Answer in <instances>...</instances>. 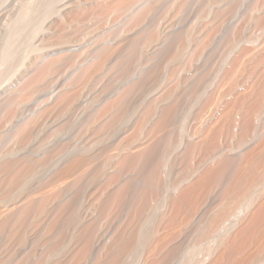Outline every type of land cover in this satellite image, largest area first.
I'll list each match as a JSON object with an SVG mask.
<instances>
[{
    "label": "rangeland",
    "instance_id": "obj_1",
    "mask_svg": "<svg viewBox=\"0 0 264 264\" xmlns=\"http://www.w3.org/2000/svg\"><path fill=\"white\" fill-rule=\"evenodd\" d=\"M109 1L110 0H54V3H51L50 9L48 11L50 12L48 14L50 16L48 17V15L45 14L46 12H43L45 4H47L46 0L42 1L45 3L44 6H42L43 3L38 4L39 2H41V0H0V104L4 103V101H1L5 99L6 101H10V97L13 98V96L16 95L17 91H19V89L24 85V83L34 77L36 73L41 69L40 67L47 63V61H50L57 57H62L64 60V63L55 70V73L53 72L52 74H50L51 76L48 75V78L46 77L47 79H45V82L43 81V84H41L42 86L40 85L41 87L39 88L40 90L38 89V93L36 92L33 95L34 98L31 97L32 100L30 98L28 99L30 101L27 100V103L24 102L26 104L22 103L20 105V108L22 109H18L20 110V112L17 111L14 119L12 118L13 122L8 120L10 111H7V107L6 112L5 110H2L3 112H0L3 114H0V118L1 116L4 117L0 120V129H5H3L4 131L1 130L0 132V154L9 149L10 144L15 149L20 148L16 146L18 142L15 141V139H17L15 133L25 123V121L31 122V120H36V116L38 117L40 116V114L42 115L40 117H45L44 115L47 114L49 107H53L52 103L55 104L64 93L71 90V86H73L77 82V77L83 72V70H85L89 65L96 61L99 54L104 49L117 48V53L107 62L104 70H102L97 76H95L97 78L94 77L95 80L93 78L89 82V84L84 87L80 96L82 97V99L79 98L76 104L77 108L75 106L73 110H71L72 112H68V116L67 114H65V118L64 116L62 118L54 116L56 119H53L54 117L52 116V118L49 117L50 119H47L49 121L46 120L47 122L43 123L39 129L40 131L38 130V132L36 133L35 136L37 137L34 136L26 147L23 146V149L25 148V150H23V152H21L22 150H20V152L18 151L17 154H14L10 158L17 159L22 154L33 156L35 155L34 153L38 152L39 154L33 156V158L36 160H40L50 154L55 153L56 155L58 152L57 150H59L58 153H60V151L70 148L75 144L89 147L90 142H88L87 139L80 137V129L83 128L85 124L84 122L92 117L95 112L97 113L99 109L101 110L102 108H104L109 102H111L117 95H119L129 86L138 83L140 81V78L142 79V77L147 72L156 69V77H158V79H156H160L159 84L152 90L147 91L143 99H139L138 96H134L132 98L133 100L131 102L134 106L133 113L129 120L121 127V130H129L132 127V124L135 125L142 115L152 109L149 125L146 128L147 131L149 127L155 125L156 122L159 121L162 116L161 113L164 111L165 106H175L178 99L180 100L178 106L180 105L186 113L185 117H183L182 120L177 119L178 121L176 120L172 123L168 136H166V139L164 140V144L167 141L166 145H168L169 151H167L166 154L168 163L165 168L159 171L161 181L164 183L167 180L168 183H165L170 185L175 181L174 179L178 177L177 174L185 172L186 170H192L195 171V173L191 177V179L186 182V185H189L191 184V182H195L199 178V176L203 174V172H205L212 166L214 167L219 165V161H221L222 159L224 160H222L221 163L227 159L226 161L229 160L228 162L230 163V165L232 164L230 169L228 170L229 173H227V186H229V184L231 185L233 181H235V178H240L242 174H246V176H248L251 169L249 170L248 166H243L242 161H244L245 159L244 156H247L249 154V151H252V149L254 150L258 147H263L262 149L264 150V90L257 100V109L253 114L255 128L254 133L246 134L242 132L243 120L241 123V119H243L246 110L243 108H237L233 112L229 124L227 125V129H225V131L221 133V135L219 134L217 135L218 137L216 136L214 138V147L212 149L207 148V150H200L187 164H183L179 158L185 152L187 145L191 144L195 140V138L193 137L194 133L204 127V125L198 122L199 113L201 112L204 103L208 99V95L212 92L216 85V82H214L213 85L206 88L205 91L207 92H204L202 95L200 94L199 98L195 97V93L197 91L199 92L200 89L197 84L202 80L201 77H205L208 73L215 72L218 69L220 71V75L225 71H230L237 59H239L244 54H249L245 60L244 67L242 68L243 70H241V73L239 74L236 82L227 88V98L237 96L240 97L247 91V89H249V87H251V83L255 76V73L258 72L259 68L261 69L263 67L262 59L264 57V0H227L226 6L224 2V4L222 2L214 3V1L212 0H158V2L156 0H138L136 3H132L131 7L127 9L129 11L126 10V12H116L115 10H113V4L116 5L118 2L122 3L125 0H118V2L114 0L117 3L113 0L111 2ZM151 1L153 2L150 5ZM155 4L157 6H155ZM152 5V8L156 7L154 8L155 11L154 9H152L153 13H155L153 14L152 12H149L147 15L141 18L140 16H142L143 11L147 10L148 8H150L149 6ZM40 6H42L43 9L42 7L39 9ZM36 7L37 10H35ZM226 7L227 9L231 8V12L227 15V19L224 21L222 26L219 27L218 30H214L216 34L213 35L211 41L209 43H205L202 37L205 36L204 38H206L208 31H211L212 28L214 29V22L216 21L215 19L217 14ZM31 10L33 12H31ZM70 11L72 12V14H70ZM75 11L80 14L87 13L88 17L89 14L94 15L93 18H90V16L89 19L85 20L84 18L87 17V15L83 17L82 21L78 22V24L81 26L80 27L78 25V29L75 28L76 26L70 27V29H80L79 31L84 30L88 33H86L85 36L74 43H70L64 46L52 45V41L57 36H59L60 31H63L65 29H67V31L70 30L69 27H65V24L67 25L68 22H70L68 20L73 16ZM200 11H203L201 12L202 14L200 13ZM206 11L208 12V14ZM42 12L43 14H45L43 17H46V19L41 17L43 15H41ZM32 13L35 14L33 15ZM26 14H28L27 16L32 17H29L30 19H32L30 22L29 18L28 21L27 19L23 18ZM67 14L69 16H67ZM140 18L141 20H138ZM22 20L31 23L33 26L36 25V28H38L37 25H40V27L37 30L36 28L34 29V37H31L30 40L28 38V41H24V44L22 43L21 46H19V44L17 45V43L16 45H13V47L17 46V57L13 60L11 66L8 68L4 63L3 57L9 46L10 37L14 36L15 39H20L25 36L24 34L28 33L29 30L32 31V29L27 30V27L25 31L24 29H17L16 32H13L16 24ZM32 21L36 24L32 23ZM155 23L158 24H156L157 29L159 28L157 30L159 32V41L150 40V37H148L150 36L149 33L151 32L149 30H152V27L154 29ZM152 24L154 26H151ZM63 26L65 29L63 28ZM145 33L147 35H145ZM178 33L180 34V38L183 34L182 38L186 37V39L188 40L187 42H185L186 39L183 40L182 38H178V40H183V43L180 42V40L179 42L176 40V42L179 43L177 45L180 46V44H184L185 46V50L182 49L183 56L181 57V59H179L178 65H175L177 63H173L171 64V66L170 64L169 66L168 64L165 65L164 60H166V58L164 59V52H168L167 45L169 44L168 47L170 46V40L174 39V37ZM136 38H138L139 40H137ZM145 38H148L147 41H149V48H147V43L145 44ZM133 40H136L137 44L139 43V45H137L136 47V53L139 58V60L136 62L138 67L134 69L133 73L126 81H119V78L122 74L121 71L123 70L120 67V63L122 61V53L126 49L128 44ZM44 41H49L51 42V44L47 43L46 45H44ZM162 41L164 42V45ZM202 41H204L203 43L206 44V46L202 43ZM152 42H154L155 44H153ZM165 42H167V45L165 44ZM158 43L160 44L158 45ZM175 43H172L173 45L171 46H174ZM43 45L45 46V49L47 48L46 50L44 49ZM201 45L204 46L201 47ZM179 46L176 47L175 45L174 47L180 48L181 46ZM161 48L164 50H162ZM166 55L168 56L167 53ZM76 56L78 59L76 58ZM69 58H72L71 62L67 61L66 63L65 61L70 60ZM75 60L77 61L75 62ZM176 66H179L177 67L178 77L176 75V78H173V80L171 73L173 68H175ZM161 76H163V80H161ZM169 76H171L173 82H165L171 80H169ZM113 85L115 86L113 87ZM170 86L172 88H170ZM174 86L178 87V91L176 92L177 96L176 94L173 95V99L170 98V101L167 100L169 97L167 99H161L163 96L168 94ZM194 87H196V89ZM262 87L264 88V82L262 83ZM193 90L197 91L194 92ZM231 99L233 100V98ZM230 101L231 100H229L228 102ZM181 107L179 109V112L183 111ZM7 112H9V114L6 115ZM88 115L90 116L89 118H87ZM5 117L6 120L9 121L8 123L3 122L6 121ZM237 118L239 119V122L237 121ZM67 123L69 126H67ZM69 123L71 124V127ZM72 123H74L73 126ZM81 123L83 124L81 125ZM61 125L63 127L67 126L68 131H63V133H60L59 130H61L62 128ZM172 130L173 134L171 135ZM78 134L79 137H77ZM169 135L171 136V138ZM11 138L15 141H13L14 143L17 142L16 145H14V143L11 141ZM169 138L171 139V141ZM189 140L191 143L189 142ZM178 142L179 147L176 150L171 149L172 147L170 148V144L171 146H173L174 143ZM29 149L37 151H33V154H31V151ZM90 151L99 154L98 150H94V148L91 149V147ZM19 153L20 155L15 157V155H18ZM70 159L71 156H64L63 159H61V163L60 161H57L51 167L46 169V171L43 170L44 173L40 171L39 173H42V175L37 173L38 176H33L32 179L27 182L24 188L25 191L23 190L17 193L13 191L12 193H16L15 195H11L8 200L6 199L7 202L3 201L0 203V206L4 208L3 209L2 207H0V209H2V212H13L14 210L18 209L28 198L35 196L36 194L39 195V193L46 191L48 189V181L49 179H51L50 177L54 176L55 171L57 174ZM262 160L263 158L257 157L255 159V162L257 163L255 164L258 165L256 168H259L256 169V172H259V174L261 173V177L258 180L260 182L259 184L263 185H261L262 187L258 188L257 190L253 188L251 189L254 197L252 199L251 205L243 210L242 215L235 221H227V237L233 236L234 233L239 230L240 225H242V223L244 222L243 220H247L248 217H250L255 212L258 203H264V161ZM260 163L262 165H260ZM53 166L55 167L53 168ZM169 168L171 172L168 170ZM109 169L113 172V168L109 167V175L107 176V178L114 175V172H110ZM131 172V176L127 175L121 178L122 185L126 184L128 182L127 180L140 176L142 173V169L136 168V170L134 171L135 176L134 173L132 174ZM192 178L196 179L193 180ZM106 180L107 179L104 178L101 184H104ZM42 187L44 188L42 189ZM93 189V191H95V188ZM178 189L174 191H166L165 189H162L159 190L158 193L157 191H149V193H147V199L149 198L151 200L150 202L148 201L150 203L149 205L155 208V211L157 212V216H155L157 218L155 219V224L159 222H157V220H159L163 214H167L170 210V199L179 194L178 192H180V190ZM161 191L164 192L159 195ZM219 191L221 190L219 189L210 193L209 195H211V199H214L218 195ZM31 193L34 195H32ZM75 193L76 192H74V189L72 188L68 191L63 192V194H60L61 198L58 195H53L49 198V202H46V211L44 210L42 214L33 212V214L35 215L33 216L32 214V217H30V219L28 217L27 221L25 222L27 225L25 224L26 227H24V239H20L19 241H17L18 238H13L10 235L11 233L9 234V230L4 229V232L0 233V264H64L63 262L69 259V253L67 252L75 249L76 245H74L75 247L73 248V244H75L74 242H76V240L78 242L80 237L78 233V239L75 236L76 239L74 238L75 241L73 240V233H76L75 235H77L78 231L75 232L76 230H74L73 232H71V230L67 228L66 211H63V213H61L62 209L60 210V208H63L64 203L66 206L68 200L70 201V198H72ZM90 193H92V190L90 191ZM88 194L89 191L85 193V196H87ZM158 195L160 196L159 198L157 197ZM13 196L14 198H12ZM84 202H87V197L84 198ZM85 203L83 204L85 205ZM14 205L15 207H13ZM5 207H7L8 209H6ZM44 212H46V215L44 214ZM119 212L116 214L119 218L115 215L106 219L109 221L105 220L101 223L102 225H100V228H103V230L101 229L100 231H98V229H100L98 226L96 232L97 236L95 235L96 238L94 239V241L93 239L91 240V244L89 243V247L92 246L93 249L91 248L92 250H90V255H88L86 264H97L95 262H98L99 257L101 258L100 260H102V258H105L103 257V254L106 251L105 249H107L106 247L111 244L116 230L120 228L124 221V224L126 225V220L128 215L130 216V212L129 214L125 211ZM115 218H118V221ZM120 218L121 220H119ZM119 221H122V223H119ZM49 223L51 224L50 228L52 226L53 228H48V226L50 225ZM260 224L261 222L257 223V225L255 224L256 226H252V228H256L255 230H257L258 228L259 230L261 227ZM115 226L117 227L115 228ZM158 228L161 229L162 225L158 226ZM254 228L253 234L255 233ZM256 233H258V231H256ZM65 234H67V236L69 234H72L73 237L71 240L74 241H72L73 244L71 242V247L67 246L68 248H70L68 251H66L67 247H65L61 251L62 253L59 252L54 254V248H56L55 245H57L58 239H60V237L65 238ZM111 236L113 237L111 238ZM256 238L257 237H255V239ZM214 244L215 243L210 240L197 242L191 249H188L190 252L187 254V257L184 259L182 264H205L207 262L206 252L208 249L212 248ZM103 248H105V251H101V249L103 250ZM94 259L97 260L93 262ZM136 264H145V255L141 256ZM255 264H264V256L260 258Z\"/></svg>",
    "mask_w": 264,
    "mask_h": 264
},
{
    "label": "bare ground",
    "instance_id": "obj_2",
    "mask_svg": "<svg viewBox=\"0 0 264 264\" xmlns=\"http://www.w3.org/2000/svg\"><path fill=\"white\" fill-rule=\"evenodd\" d=\"M42 1L43 0H41V2H39L38 4L43 3V5H41L44 6L45 3ZM111 1L112 0H110L109 2ZM116 1L118 2V0ZM137 1L138 0H125L122 3L116 2V5L113 4V10H115L116 12H126V10L131 7L132 3H136ZM156 1L158 2V0ZM212 1H214V3L224 2L225 6L227 4V0ZM46 2L47 4H45L43 12H46L45 14L48 15L50 13L48 11L50 9L51 3H54V0H46ZM152 2L153 1H151L150 5L152 4ZM42 6H40L39 9ZM155 6L157 5L155 4ZM37 7L35 8V10H37ZM149 7L150 8L143 11L142 16H140L141 18H143V16L147 15L149 12L153 13L152 9L156 8H152L153 5ZM31 12L33 11L31 10ZM43 12L41 13V15L43 14ZM201 12L203 11H200V13ZM230 12L231 8L227 9L226 7L217 14L215 19L216 21L214 22V29L212 28L211 30L210 28L211 31H208V33L206 32V38H204L205 36L203 34L204 37H202V39H204L205 43H209L211 41L213 35L216 34L214 30H218L219 27L222 26L224 21L227 19V15ZM32 14L34 15L35 13ZM45 14H43L41 17H43ZM70 14H72V12ZM27 15L28 14L24 15L23 18L27 19L28 21V18L32 17ZM86 15L87 13L80 14L75 11L73 16L70 17L68 20L70 22H68L67 25L65 24V27H69L70 29L71 26H76L75 28H79L80 25L78 24V22L82 21L83 17H85ZM49 16L50 15H48V17ZM67 16L69 15L67 14ZM89 17L93 18L94 15L89 14ZM89 17L87 15L84 20L89 19ZM30 18L29 22L32 20ZM43 18L46 19V17ZM141 18L138 20H141ZM29 22H25L24 20H22L16 24L13 30V32H16L17 29H24L25 31L27 27V30L32 29V31L29 30L28 33L24 34L25 36L20 39H15L14 36L10 37L9 46L3 57L4 63L8 68L11 66L13 60L17 57V46L13 47V45H16L17 43V45L19 44V46H21L22 43L24 44V41H28V38L30 40L31 37H34L33 34L35 32L34 29L36 28V23L32 21V23H35V26H33ZM156 24L157 23H155V26ZM31 26L34 28H32ZM151 26L154 25L152 24ZM155 26L154 29L152 27V30H149L151 32L149 33L150 36H148L150 37V40L153 41L159 39V32L157 31L159 28L157 29L156 26L155 29ZM37 27L39 28L40 25H37ZM38 28H36V30ZM72 29L68 31L67 29L60 31L59 36H57L53 41L51 40L52 45H68L70 43H74L80 40L83 36L86 35V33H88L84 30L79 31L80 29ZM179 33L177 34L178 36L176 35L177 37H174V39H169L171 41L169 47V44L167 45V42H165L168 48V52H164L165 57L162 56L164 57V59L166 58V60H164L165 65L168 64L169 66L170 64L171 66V64L173 63H177L175 65H178L179 59H181V57L183 56L182 49L185 50V46L184 44H180V47L179 45H177L179 43L176 42V40L179 42V40L183 37L182 34L180 38ZM145 35L147 34L145 33ZM178 38L180 39L178 40ZM136 39L139 40L138 38ZM182 39L184 40L186 39V37ZM145 40L147 41L148 38H145ZM183 40H180V42L183 43ZM146 41L145 44L147 43V48H149V41ZM187 41L188 40L186 39L185 42ZM204 41H202V43ZM18 42H20L21 44ZM47 43L51 44V42L49 41H44V45H46ZM152 43L155 44L154 42ZM172 43H175L176 47L179 46L180 48L174 47L175 45L171 46L173 45ZM159 44L160 43H158V45ZM137 45H139V43L137 44V41L133 40L123 51L121 58L122 61L120 63V67L123 70L121 71L122 74L119 78V81H126L131 76L134 69L138 67L136 64V62L139 60L138 55L136 53ZM204 45L206 46V44ZM204 45H201V47ZM116 53L117 48L104 49L99 54L96 61L89 65L85 70H83V72L77 77V82L75 80L76 83L71 86V90L67 91L66 93L63 92L64 94H61L62 96L60 98L58 97L59 95L57 96L59 98L58 101L55 104L52 103L53 107H49L47 114H45L44 112L45 117H40L42 116L41 114L37 117L36 114V120H31V122L25 121V123L23 122L24 124L15 133V135L17 136L16 138L18 139H15V141H17L18 144L16 145L17 142L14 143L15 141L11 138V141H14V145L20 148L17 147L18 149H15L10 144V148L6 151L3 150L4 152L0 154V203L6 201V199L8 200L11 195H15L17 192H21L23 190L25 191L24 188L27 182L31 180L33 176H38L37 173H39L40 171H46V169L51 167L57 161H60L61 163V159H63L64 156H71V159L66 162V164L60 169V171L57 174L55 171L56 175L54 174L53 177H50L51 179H49L48 181V189L46 191L42 193L38 192L39 195L36 194L35 196L28 198L24 203L22 202V205L20 204L21 206L18 209L14 210L12 208L14 210L13 212L4 213L2 212V209H0V233L4 232V229H7L9 230V234L11 233L10 235L13 238H18L17 241H19L20 239H24V227H26L27 225L25 223L27 221V218L29 217L30 219V217H32L33 212L42 214L45 210V205H47L46 202H49L48 200L51 196L58 195L61 198L60 194H63V192L73 188L74 192H76L75 195L70 198V201L68 200L66 206L64 203L63 208L61 207L60 210L62 209L61 213H63V211H66L67 228L71 230V232H73L74 230H76L75 232H78L77 235H75L76 233H73L74 237L72 236V234H69L68 236L67 234H65V238L60 237V239H58L57 241V245H55V252L53 253H59L67 246L71 247V242L74 240L75 236H78V233L80 238L78 242L76 240L77 243L74 242L75 240L73 241L75 244H73L72 242L73 248L75 247L74 245H76V247L75 249H72L71 251L67 252L69 253V259L67 260L66 258L67 261H64V264H86L88 255H90V250L93 249L92 246L89 247V243L91 244V240L93 239L94 241V239L96 238L98 226L100 228V225H102L101 223L103 221H105L109 217L115 216L119 211H125L128 214L130 212V216L128 215L127 217L126 225L124 224L125 221L123 223L122 221H119V223L121 222L122 225L124 224V228L121 225L120 228L116 230L114 237L111 236V238H113L111 244L106 247L107 249H101V251L106 250L105 253L102 252L104 253L103 257L105 258H102V260H100L101 258L98 256V262H95L97 259H94L93 261L97 264H136L143 255H145V264H182L184 259L187 257V254L190 252L188 249H191L193 245L197 242L205 240H210L215 243L214 246L208 249L206 252L207 262L205 264H255L260 258L264 256V203H258L257 207L255 206V212L253 214L251 213L252 215L248 217V219L246 218L247 220H243L244 222L242 223V225H240L239 230L234 233V235L231 237H227V221L230 222L237 220L242 215L243 210L251 205L252 199L254 197V194L251 192V189L253 188L257 190L258 188L262 187L261 185H263L259 184L260 182L258 180L261 177V173L259 174V172H256V169L259 168H256L258 165L255 164L257 163L255 162V159L257 157L263 158L262 161H264V150L262 149L263 147H258L254 150L252 149V151H249V154L247 152L248 155L246 154L247 156H244L245 159L242 162L244 167L248 166V169H251V173L249 172L248 176H246V174H242L240 178H235V181H233L231 185L229 184V186H227V173H229L228 170L230 169L232 164L230 165V163L228 162L229 160L226 161L227 159L222 163L221 161L224 159L219 161V165L216 164L217 166H212L213 168L211 167L205 172H203V174H201L195 182H191V184L189 185H186V182H188L194 175L195 171L192 170H186L185 172L177 174L178 177L175 178V181L170 185L165 183L167 182L166 179V181L163 183L159 176V171L165 168V166L167 165L168 160L166 158V154L167 151H169V147L168 145H166L167 141L164 144V140L166 139V136H168L172 123L177 119L182 120V118L185 117L186 113L180 105L178 106L180 100L178 99L175 106H165V109L161 113L162 116L159 121L156 122L155 125L149 127L147 131L146 128L149 125L152 109H150V111L145 114L143 113L144 115L139 118L135 125L132 124V127L129 130H121V127L129 120L133 113L134 106L131 102L133 100L132 98L134 96H138L139 99H143L147 91L152 90L159 84L160 79L157 80L158 77H156V69L147 72L142 77V79L140 78V81L138 83L129 86L119 95H117L111 102H109L104 108H102L101 110L99 109L97 113L95 112L92 117H90L89 115L87 116V118H90L86 122H84L85 124L83 128L80 129V137L85 138L88 140V142H90V144L88 143L89 147L80 144H75L70 148L66 147L67 149L60 151V153H58L59 150H57L58 152L56 151V155L54 153L45 157L43 156L44 158L40 160H36L33 158V156L39 154L38 152L34 153L35 155L33 156L23 155L22 153V155H20L19 153L18 155H15V157L20 155L19 158H10L14 154H17L18 151L20 152V150H22L21 152H23V150H25V148L23 149V146L26 147L30 143L32 138L40 129L41 125L49 121L47 120L49 117L57 116L59 118H62L68 112H72L71 110H73V108L76 106L79 98L82 99V97L80 96L84 87L87 86V84H89V82L102 70H104V67L107 62ZM166 53L168 54V56L166 55ZM248 55L249 54H244L239 59H237V61L233 65V68L230 71H225L220 75V71L218 69L215 72L208 73L205 77H201L202 80L200 79V83L197 84L200 89L197 87L199 89V92L195 90L198 92L195 93V97L199 98L200 94L202 95L204 92H207L205 91L206 88L213 85L214 82H216V85L212 92L208 95V99L204 103L203 108L199 113L198 122L204 125V127L194 133L193 137L195 138V140L192 143L189 140L191 144L187 145L185 152L179 158L183 164H187L188 162H190L200 150H207V148L212 149L214 147V138L219 134L221 135V133H223L225 129H227V125L229 124L233 112L237 108H243L246 110L243 119H241V123L243 120L242 132L246 134L255 132L253 114L257 109V100L259 99L264 90V88L262 87V83L264 82V57L262 59L263 67L261 69L259 68L258 72L255 73V76L251 83V87H249V89H247L245 93H243L240 97H231L233 98V100L230 97H228L230 98L228 99L226 94L227 88L236 82L237 78L239 77V74L241 73V70H243L242 68L244 67L245 60ZM71 59L66 60L65 62H71ZM76 61L77 60H75V62ZM63 63L64 60L62 57H57L55 59L47 61V63L40 67L41 69L36 73L34 77L24 83V85L19 89V91H17V93L15 92L16 95H14L13 98L10 97V101H6V99L1 101H4V103H1L2 105L0 104V112L2 110H5L6 112V110L8 109L7 111H10V115L8 117L9 119H7L13 122L14 116H16L17 111L20 112V110H18L21 107L20 105L24 102L27 103V100L31 97L34 98L33 95L42 86L41 84H43V81L45 82V79L48 78L47 76L52 74L53 72L55 73V70L58 69L59 66ZM177 67L179 66H176L172 70V79L176 78L175 76L178 72ZM171 76L168 77L169 80L171 79ZM162 77L163 76H161V80H163ZM171 80L165 82H173V80ZM114 86L115 85H113V87ZM171 86L170 88H172ZM177 88V86H174L173 89L161 99H167L169 97L167 99L169 100L170 98H172V96L175 95L178 91ZM194 88L196 89V87ZM229 100L231 101L228 102ZM180 107L183 109L182 112H179ZM7 114H9V112H7L6 115ZM55 117L53 119H56ZM1 118L3 119L4 117L1 116ZM8 120L3 122L8 123ZM237 121L239 122V119ZM73 124L74 123H72V126ZM82 124L83 123H81V125ZM67 126H69L68 123ZM67 126H62L59 132L63 133V131H68ZM3 129H0V132L1 130H5ZM173 130L171 135L173 134ZM77 137H79V134L77 135ZM90 147L91 149L94 148V150H98L99 154L96 152H91ZM178 147L179 142L174 143L173 146H171L170 144L171 149L176 150ZM30 151L31 154H33L34 150ZM260 165L262 164L260 163ZM54 167L55 166H53V168ZM109 167L113 168L114 175L107 178V176L109 175ZM136 168L142 169V173L140 176L134 177V171L136 170ZM168 170L171 172L170 168ZM130 172L132 174L134 173V178L127 180L128 182L122 185L121 178L130 175ZM39 174L42 175V173ZM104 178H106L107 180L104 184H101ZM192 179L195 180L196 178ZM43 188L44 187H42V189ZM93 188H95V191H93ZM89 189L92 190V193H90L91 190ZM162 189H165L166 191H174L178 189L180 190V192H178V195L170 199V210L167 214H163L160 219L158 218L159 220H157V222H159L155 224V219H157L155 216H157V212L155 211V208L149 205V202L151 200L149 198V200L147 199V193H149V191H157L158 193L159 190ZM219 189L221 191H219L218 195L214 199H211V195L209 194ZM13 191L16 193H12ZM88 191L89 194L85 196V193H87ZM162 192L164 191H161L159 195L162 194ZM159 195L157 196L158 198L160 197ZM85 197H87L86 203L84 202ZM12 198H14V196ZM83 203H85V205ZM13 207H15V205ZM5 208L8 209L7 207ZM45 213L46 212H44V214ZM34 215L35 214H33V216ZM119 220H121V218ZM260 222L261 227L259 230L258 228L257 230H255L256 228L253 227L255 233L256 231H258V233H256L257 235L254 233V236L252 226H256L257 223ZM161 225L162 228H158V226ZM50 226L51 224L48 226V228H50ZM116 227L117 226H115V228ZM51 228H53V226ZM101 229L103 230V228H100L98 229V231H100ZM72 237L73 240H71ZM255 237H257L256 239L258 240H256ZM66 249V251H68L70 248L67 247Z\"/></svg>",
    "mask_w": 264,
    "mask_h": 264
}]
</instances>
